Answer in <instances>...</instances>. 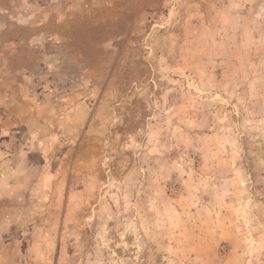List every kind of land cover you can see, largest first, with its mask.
<instances>
[{
  "label": "rangeland",
  "instance_id": "obj_1",
  "mask_svg": "<svg viewBox=\"0 0 264 264\" xmlns=\"http://www.w3.org/2000/svg\"><path fill=\"white\" fill-rule=\"evenodd\" d=\"M0 264H264V0H0Z\"/></svg>",
  "mask_w": 264,
  "mask_h": 264
}]
</instances>
